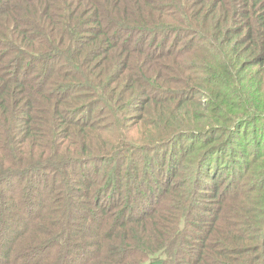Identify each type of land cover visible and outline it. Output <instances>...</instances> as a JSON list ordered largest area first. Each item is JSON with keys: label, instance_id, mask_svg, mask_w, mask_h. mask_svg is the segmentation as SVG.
Wrapping results in <instances>:
<instances>
[{"label": "trees", "instance_id": "1", "mask_svg": "<svg viewBox=\"0 0 264 264\" xmlns=\"http://www.w3.org/2000/svg\"><path fill=\"white\" fill-rule=\"evenodd\" d=\"M0 264H264V0H0Z\"/></svg>", "mask_w": 264, "mask_h": 264}]
</instances>
